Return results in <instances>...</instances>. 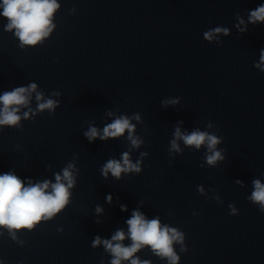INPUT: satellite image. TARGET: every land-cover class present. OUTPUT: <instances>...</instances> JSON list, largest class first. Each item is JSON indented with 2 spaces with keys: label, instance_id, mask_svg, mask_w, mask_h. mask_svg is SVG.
I'll return each mask as SVG.
<instances>
[{
  "label": "clouds",
  "instance_id": "obj_1",
  "mask_svg": "<svg viewBox=\"0 0 264 264\" xmlns=\"http://www.w3.org/2000/svg\"><path fill=\"white\" fill-rule=\"evenodd\" d=\"M0 7L3 8L0 15L8 20L6 30L15 29V36L19 38L21 45L34 46L52 31L54 25H52L51 17L59 5L57 0H2ZM249 22L253 24L264 22V4L250 11ZM213 31L215 33L223 31L225 34L228 32L227 29L219 27ZM213 31L206 32L205 38L211 40ZM260 60L264 63V50L261 51ZM260 66V64L256 65V67ZM33 92L36 93V111L48 110L51 112L56 108L58 102L53 99L45 100L43 94L37 92V84L31 83L27 87H16L0 95V105H2L0 107V126H19L22 119L19 115L21 108L29 106ZM53 94L58 95L59 93ZM177 102L178 100H171L166 103L175 104ZM30 114L35 115V112L29 109L23 113V118L28 119ZM134 119L139 120V115H135ZM134 127L128 117L122 116L106 125L103 129V135H100L95 127H90L84 135L89 142H92L97 137L106 140L110 137L122 136L127 130L128 139L132 146L139 147L141 141L132 135ZM174 136L175 139L170 142L172 151H180L177 140L182 139L185 145L195 146L196 149L206 144L210 153L206 157L208 165H215L218 160L223 159L221 152L216 150L220 138L215 135L198 129L190 134H183L177 127ZM72 168L74 165L69 164L63 169L62 176L56 174L55 183L45 180L33 184L29 181L27 186L12 172L0 174V227L7 228L10 232L32 229L42 219H51L59 213L68 204L69 189L75 184L72 171H70ZM140 171V161L132 163L128 152L123 153L122 161L111 159L101 169L104 177H107L110 172L116 178H119L122 172L138 173ZM253 184L255 191H253L250 199L258 203L261 206V211H264V184H261L259 180H254ZM49 189L51 190L49 191ZM107 199L111 202V196H108ZM122 210L126 209L122 206ZM97 211L99 212L101 209L97 208ZM126 223L128 225L127 237L132 241L129 246L122 243L126 238L123 230L116 231L111 240L101 241L100 237H96L93 241V247L103 243L105 249L111 253L113 257L111 264H121L122 260H130L131 264H149L147 260L140 261L139 258H133L134 254L143 246L150 247L155 254L161 257H167L170 264H177L179 257L175 254L172 245L173 242H183V233L178 232L175 228L162 227L158 218L148 220L139 211H133L131 218Z\"/></svg>",
  "mask_w": 264,
  "mask_h": 264
}]
</instances>
